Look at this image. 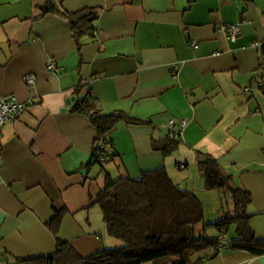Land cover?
<instances>
[{
    "label": "crops",
    "instance_id": "1",
    "mask_svg": "<svg viewBox=\"0 0 264 264\" xmlns=\"http://www.w3.org/2000/svg\"><path fill=\"white\" fill-rule=\"evenodd\" d=\"M50 1L70 13L95 9L96 36L79 48L61 14L42 13ZM222 24H239L242 35L223 37ZM263 41L264 0H0V96L25 106L0 132V264L54 255L49 223L60 212L59 238L82 258L122 247L96 204L107 176L139 180L164 168L215 224L229 202L206 190L200 154L251 194L252 228L264 242ZM83 84L102 114L143 123L118 125L103 165L94 163L96 129L75 112ZM171 121L182 133L166 155ZM235 236L233 226L227 239ZM201 256L202 264H264L247 251Z\"/></svg>",
    "mask_w": 264,
    "mask_h": 264
},
{
    "label": "trees",
    "instance_id": "2",
    "mask_svg": "<svg viewBox=\"0 0 264 264\" xmlns=\"http://www.w3.org/2000/svg\"><path fill=\"white\" fill-rule=\"evenodd\" d=\"M41 11L45 15L61 14L72 25L79 48H82L81 41L85 37L94 38L97 34L94 23L98 12L95 9L70 13L50 1ZM261 50L264 56V41ZM88 87V84H83L78 88V91L86 90V98L75 105V112L86 116L96 129L94 163L103 165L113 157L106 149L112 146L111 134L118 125L122 122L132 126L143 123L122 113L102 114L96 103L88 98ZM169 140L170 147L165 150L166 155L172 154L180 145L177 139ZM198 167L204 177L206 190L220 192L224 200L229 202L215 224L206 223L204 208L194 193L175 186L164 168L145 172L139 180H114L107 176L96 204L102 211L108 234L121 241L122 247L82 258L69 242L59 238L64 215V212H60L49 223L57 242L55 254L36 259L19 258L15 264H147L161 261L170 264H202L204 258L199 256L195 259L194 255L204 249L215 250L221 244L226 245L224 251L264 255V242L255 238L253 216L248 213L251 194L235 186L232 176L225 173L217 159L200 154ZM233 226L236 236L228 240ZM211 229L216 230L219 236H208L206 233Z\"/></svg>",
    "mask_w": 264,
    "mask_h": 264
},
{
    "label": "built area",
    "instance_id": "3",
    "mask_svg": "<svg viewBox=\"0 0 264 264\" xmlns=\"http://www.w3.org/2000/svg\"><path fill=\"white\" fill-rule=\"evenodd\" d=\"M218 33H220L223 37L236 41L241 35V27L239 24H222L218 28ZM191 47L193 49L198 48V42L193 41L191 43ZM50 69H55L56 65L52 63L50 66ZM26 84L28 85V88L31 89L35 87L36 85V77L35 75H28L25 78ZM257 87L262 88L263 87V82L261 80L257 81L256 84ZM248 93L253 92V87L246 89ZM25 112V106L23 103L19 102L16 98H10V99H5L0 96V132L2 129L9 123L16 121L20 116ZM175 121H171L168 130H169V139L171 140H176L180 138L181 131L176 132L174 130L175 127ZM187 124V121H180L181 128L184 129ZM1 137V134H0ZM215 250L219 253L223 252L226 250V245L221 244L218 245Z\"/></svg>",
    "mask_w": 264,
    "mask_h": 264
},
{
    "label": "rangeland",
    "instance_id": "4",
    "mask_svg": "<svg viewBox=\"0 0 264 264\" xmlns=\"http://www.w3.org/2000/svg\"><path fill=\"white\" fill-rule=\"evenodd\" d=\"M101 167H102V166H101ZM98 206H99V205H98ZM98 208L100 209V207H98ZM216 232H217V231H215L214 229H211V230H209L208 233H206V234H207L208 236L214 238V237H218V236H219V233H218V232L216 233ZM233 233H234V231H233ZM210 250H211V249H204V251L195 254V255H194L195 259H196L197 257L199 258V256L202 257L201 255H205L206 253L210 252Z\"/></svg>",
    "mask_w": 264,
    "mask_h": 264
}]
</instances>
